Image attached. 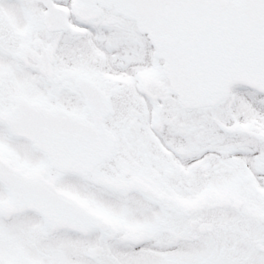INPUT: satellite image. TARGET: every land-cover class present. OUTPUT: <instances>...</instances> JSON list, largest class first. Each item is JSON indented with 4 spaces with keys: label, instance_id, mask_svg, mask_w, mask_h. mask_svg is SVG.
Masks as SVG:
<instances>
[{
    "label": "flooded vegetation",
    "instance_id": "af4514ba",
    "mask_svg": "<svg viewBox=\"0 0 264 264\" xmlns=\"http://www.w3.org/2000/svg\"><path fill=\"white\" fill-rule=\"evenodd\" d=\"M15 6L20 8L18 13L25 10L26 14L20 19L7 14ZM93 7L100 8L99 14L89 18L95 12ZM50 9H53L52 23L47 27L43 19ZM25 22L28 23L20 26ZM124 33L138 36L132 21L115 15L113 9L102 8L94 0H84L82 4L79 0H0V54H8L11 61L15 58L17 68L27 70L30 80L37 81V86L12 90L15 81L2 76L0 92L10 93V96L9 103L6 101L0 105V112L10 108L16 96H24L30 101L47 107L59 106L87 119L90 117L87 104L76 79L81 76L93 81L110 100L112 111L104 123L115 136L110 160L93 170V176L100 179L104 187L107 186L103 179L136 181L160 195L161 200H155L161 202L156 206V214L165 222L158 223L156 230L152 228L151 235L162 231L164 223L170 221L175 229L192 219L212 222L227 231L226 220H231L236 221L238 227L230 229V233L241 230L247 238H254V245L264 248V224L258 218L264 215V194L259 184L253 183L251 172L239 159L254 147L251 146L253 139L227 135L228 142H217L215 128L211 133L202 132L200 114L182 115L169 105L167 96L155 88H159V81L147 87V94H138L135 80L123 86L128 78L108 77L104 70V53L112 56L114 62L119 61L117 65L126 66L120 72L131 75L135 69L137 58L134 56L139 48L131 38L123 42ZM94 40L101 46V55L97 45L91 46ZM140 49L144 51L143 55L146 48ZM49 52L50 60L46 55ZM12 63L2 61L0 69H10ZM151 106L156 112L162 108L165 119L163 126L154 131L148 116ZM209 125L212 129L214 123ZM15 138L41 155L36 163L28 159L29 166H34L33 169L39 170L60 189L73 192L68 188V184L74 187L72 173L51 168L43 153L34 149L30 142ZM254 154L259 156L258 151ZM258 156L253 160L258 161ZM88 175L82 177L86 179ZM113 191L118 197L129 196L137 205L154 204L153 197L137 189ZM79 194L87 204L88 198ZM219 195L227 197L231 203L214 205ZM97 197L98 193L93 192L91 200L94 202ZM195 197L203 199L199 206L187 211L177 208L178 204L192 202L190 199ZM8 223L22 230L18 235L21 244L17 248H11L9 234L2 238L7 264H40L43 259H47V264L100 262L96 255L87 253V247L96 244L94 240L97 236L84 245L85 255L79 253L73 257L70 243L56 246L60 235L47 233L42 236L36 228L28 230L21 217H12ZM213 224L211 231H215L214 235L218 238L220 233L213 228ZM143 234L149 236L146 230ZM125 257L120 255L113 260L122 262ZM133 259L136 264L137 260H142L141 257Z\"/></svg>",
    "mask_w": 264,
    "mask_h": 264
},
{
    "label": "water",
    "instance_id": "95a60500",
    "mask_svg": "<svg viewBox=\"0 0 264 264\" xmlns=\"http://www.w3.org/2000/svg\"><path fill=\"white\" fill-rule=\"evenodd\" d=\"M110 1L115 3L122 13L134 18L137 21L139 30L148 33L159 55H164L166 51H169V56H166V58L170 59L169 63L172 61L175 67H177V63L173 59H175L177 52L174 48L179 44L182 33L194 31L203 25L204 22L211 23L213 21L216 28L231 29V36L238 35V40L240 41L247 26L252 22V17L244 16V10L252 7L246 0H238L236 2H231L230 0ZM207 36L211 40V46L219 50L216 56L222 59L225 70H245L244 78L250 85L263 87L260 85L264 84V57L261 56L262 52L258 48L256 51L246 50L255 47V39L247 37L243 48L235 47L228 52L219 47L221 38L208 34ZM215 49L213 52H215ZM202 66L206 78L216 77V74H212L214 71H211L208 65ZM180 80L186 82V86H182V90L190 88L188 85L192 81H189V77H187V80L186 78H180ZM36 116L51 119L53 125L45 127ZM7 122L13 132L24 134L34 141L36 145L40 144V146L45 148L57 141L68 142L65 134L68 135L71 143V137L74 136L71 126L65 128L64 124L56 123L50 113H45L42 108L34 105L23 108L22 112L16 114L14 119H8ZM25 122H28V124H25ZM43 128L48 129L49 135L46 132H40ZM79 157H74V163L70 166L71 168H78L77 164H80ZM72 222L77 223L74 216L71 219Z\"/></svg>",
    "mask_w": 264,
    "mask_h": 264
},
{
    "label": "rangeland",
    "instance_id": "374dc122",
    "mask_svg": "<svg viewBox=\"0 0 264 264\" xmlns=\"http://www.w3.org/2000/svg\"><path fill=\"white\" fill-rule=\"evenodd\" d=\"M20 10V8H18V6H15V9L11 12V17L12 18H16V19H20L21 17V13H18L17 11ZM131 40H133V37L131 38ZM134 41V40H133ZM140 46V44H139ZM138 46V47H139ZM148 47V46H147ZM148 53L151 55L150 51L147 49ZM140 53V51H138ZM141 56H134V58H139ZM148 60H150V58L148 57ZM18 72L15 71V74ZM241 98L243 99V101H246V97H252L254 99H258L257 96H255L254 94H251V93H244V94H237V91L236 90H233L232 92V98L231 100L229 101V103H233L235 101L236 98ZM244 106L245 104L241 101H236L233 105V108L230 110V112L232 111V113H234L233 115L231 113H229V115L227 116H224L225 118V123L226 124H230L232 122H234L235 120H240V121H243L241 119H245L243 116L245 115L244 112H242L244 110ZM253 116H255V113H253ZM263 116H264V113H263ZM247 119V118H246ZM256 119L253 118V122L255 121ZM264 128V118L262 120H257L256 123L252 126H250L248 129L251 130V131H255V132H258V131H264L263 130ZM2 133V131L0 130V134ZM244 133L246 132H243L241 133V135H243ZM3 140H6L5 137H2ZM260 140L264 141V136L263 138H261ZM13 152L15 155H18L20 156L22 154V151L21 150H18L16 148H12ZM19 161V160H17ZM31 162H32V159H31ZM31 168V167H29ZM33 168V166H32ZM262 186H264V184L262 183ZM68 188H71L73 191H77V185H76V182H74V187L71 185V184H68ZM263 188V187H262ZM2 199V195L0 193V200ZM95 203V202H93ZM13 227V230H15L17 227L19 226H12ZM12 232V231H11ZM4 235V232L0 230V238ZM199 243V247H207L209 248V246H207V244L209 243V239L206 238L205 236H200V239L198 241ZM228 243H231L232 246H233V241H227ZM243 244H245V239L242 238L241 240H238L237 244H235L234 247L231 246V249L233 252H239L238 255H241L243 256V253L247 250V247L246 246H242ZM192 247V246H190ZM246 264H264V259L261 258V256H257L255 257L254 259L251 258L248 262H246Z\"/></svg>",
    "mask_w": 264,
    "mask_h": 264
}]
</instances>
